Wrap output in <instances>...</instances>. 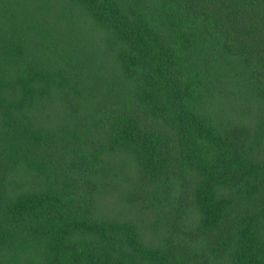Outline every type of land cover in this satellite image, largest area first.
<instances>
[{"label": "trees", "instance_id": "trees-1", "mask_svg": "<svg viewBox=\"0 0 264 264\" xmlns=\"http://www.w3.org/2000/svg\"><path fill=\"white\" fill-rule=\"evenodd\" d=\"M0 264H264V0H0Z\"/></svg>", "mask_w": 264, "mask_h": 264}]
</instances>
